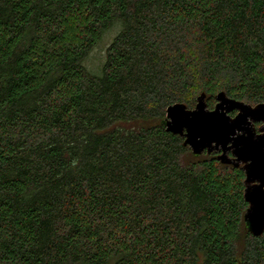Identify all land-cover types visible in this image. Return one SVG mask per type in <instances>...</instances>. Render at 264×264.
<instances>
[{"label":"trees","instance_id":"16d2710c","mask_svg":"<svg viewBox=\"0 0 264 264\" xmlns=\"http://www.w3.org/2000/svg\"><path fill=\"white\" fill-rule=\"evenodd\" d=\"M220 91L264 102V0H0V264H264L240 166L165 131Z\"/></svg>","mask_w":264,"mask_h":264},{"label":"water","instance_id":"95a60500","mask_svg":"<svg viewBox=\"0 0 264 264\" xmlns=\"http://www.w3.org/2000/svg\"><path fill=\"white\" fill-rule=\"evenodd\" d=\"M204 97L200 93L191 109L180 102L167 106L165 131L183 138L194 155L216 152L220 163L240 166L247 203L243 218L249 232L260 236L264 233V102L251 105L220 91L209 109Z\"/></svg>","mask_w":264,"mask_h":264},{"label":"rangeland","instance_id":"374dc122","mask_svg":"<svg viewBox=\"0 0 264 264\" xmlns=\"http://www.w3.org/2000/svg\"><path fill=\"white\" fill-rule=\"evenodd\" d=\"M112 30L109 34L104 36L99 43L94 47V49L91 51L89 57L87 60L84 61V65L91 73H99V67H101V63L103 62V56L105 52V48L108 45L111 36H113ZM102 61V62H101Z\"/></svg>","mask_w":264,"mask_h":264},{"label":"flooded vegetation","instance_id":"af4514ba","mask_svg":"<svg viewBox=\"0 0 264 264\" xmlns=\"http://www.w3.org/2000/svg\"><path fill=\"white\" fill-rule=\"evenodd\" d=\"M257 125H259V124H257Z\"/></svg>","mask_w":264,"mask_h":264}]
</instances>
